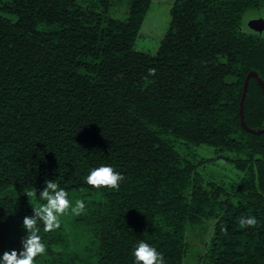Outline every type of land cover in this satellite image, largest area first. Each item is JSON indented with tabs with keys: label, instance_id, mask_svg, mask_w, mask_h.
Masks as SVG:
<instances>
[{
	"label": "trees",
	"instance_id": "16d2710c",
	"mask_svg": "<svg viewBox=\"0 0 264 264\" xmlns=\"http://www.w3.org/2000/svg\"><path fill=\"white\" fill-rule=\"evenodd\" d=\"M151 2L128 0L117 18L113 0H0V257L22 250L23 219L43 203L25 192L54 180L86 208L54 232L40 226L36 264H135L141 240L164 264H264V133L239 115L247 73L264 83V32L243 25L264 0H173L155 53L134 48ZM244 119L264 128L253 76ZM200 145L238 155L233 190L183 151ZM102 165L124 176L119 190L86 183ZM241 216L260 223L241 228ZM207 220L212 237L188 262Z\"/></svg>",
	"mask_w": 264,
	"mask_h": 264
},
{
	"label": "clouds",
	"instance_id": "9594fccd",
	"mask_svg": "<svg viewBox=\"0 0 264 264\" xmlns=\"http://www.w3.org/2000/svg\"><path fill=\"white\" fill-rule=\"evenodd\" d=\"M155 68L149 69L148 75L154 76ZM147 78V77H145ZM124 176L109 165L93 168L86 177V183L96 189L109 188L119 190ZM29 200L36 197L43 203L33 206V215L25 216L22 227L26 230V236L21 241L22 250L5 251L0 257V264H36V258L46 253V245L40 235L41 225L43 232L49 233L61 227V217L67 213L79 216L84 213L86 204L77 199L75 204L70 201L68 192L61 188L54 180H45V187L39 192L37 190L26 191ZM260 222L255 216H241L239 224L241 228H255ZM133 256L135 264H164L163 254L148 243L141 240L135 246Z\"/></svg>",
	"mask_w": 264,
	"mask_h": 264
},
{
	"label": "rangeland",
	"instance_id": "374dc122",
	"mask_svg": "<svg viewBox=\"0 0 264 264\" xmlns=\"http://www.w3.org/2000/svg\"><path fill=\"white\" fill-rule=\"evenodd\" d=\"M114 7L111 8L110 14L113 17L125 18L128 10V0H113ZM173 0H152L149 10L145 16L142 26L139 30L137 38L134 42V48L138 51L155 53L161 39L163 38L170 22V8ZM263 16L259 13H249L243 18V25L247 27V21L250 18ZM178 144L183 143L180 140ZM192 149H183L184 152L191 156L209 159L200 167L201 172L206 178L223 184L228 191L235 188L242 173L237 170L228 158H236L238 155L233 152H216L213 147L207 145L191 146ZM65 214V216H67ZM213 220H207L202 225L196 227L189 234V252L185 257L188 262H194L196 254L205 249L206 244L210 241L213 232ZM69 217L65 218V227L71 244H75V235L70 230Z\"/></svg>",
	"mask_w": 264,
	"mask_h": 264
},
{
	"label": "water",
	"instance_id": "95a60500",
	"mask_svg": "<svg viewBox=\"0 0 264 264\" xmlns=\"http://www.w3.org/2000/svg\"><path fill=\"white\" fill-rule=\"evenodd\" d=\"M247 27L250 30L257 32L259 34L263 33L264 32V17L259 16V17H255V18H250L247 21ZM252 76L257 79L258 83L260 84V86L262 87V89L264 91V83L261 80V78L259 77V75L257 74V72L256 71H249V73H247V75L243 81L242 94H241V98H240V102H239V115H240L241 125L246 131H248L250 133H254V134H261V133H264V128L253 129L247 125V123L245 122V119H244V98H245V95L247 92L249 79Z\"/></svg>",
	"mask_w": 264,
	"mask_h": 264
}]
</instances>
